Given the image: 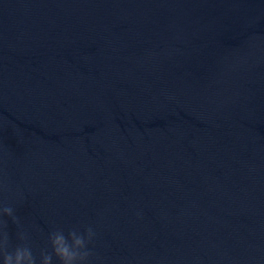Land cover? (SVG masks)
Returning <instances> with one entry per match:
<instances>
[{
  "label": "water",
  "instance_id": "1",
  "mask_svg": "<svg viewBox=\"0 0 264 264\" xmlns=\"http://www.w3.org/2000/svg\"><path fill=\"white\" fill-rule=\"evenodd\" d=\"M0 206L37 264H264V0H0Z\"/></svg>",
  "mask_w": 264,
  "mask_h": 264
},
{
  "label": "clouds",
  "instance_id": "2",
  "mask_svg": "<svg viewBox=\"0 0 264 264\" xmlns=\"http://www.w3.org/2000/svg\"><path fill=\"white\" fill-rule=\"evenodd\" d=\"M12 218L13 224L19 226L18 218L11 206H0V260L2 264H37V255L24 231H17L19 243L13 245L7 229V221L2 216ZM95 233L93 229L85 227L83 231L73 227L65 234L63 229L51 231L47 236L49 248L39 252V264H53L54 258L58 264H89V257L93 255L88 245ZM11 249V250H9Z\"/></svg>",
  "mask_w": 264,
  "mask_h": 264
}]
</instances>
